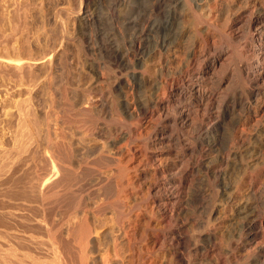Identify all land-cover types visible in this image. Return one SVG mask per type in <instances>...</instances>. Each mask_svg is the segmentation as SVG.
<instances>
[{
    "label": "bare ground",
    "instance_id": "1",
    "mask_svg": "<svg viewBox=\"0 0 264 264\" xmlns=\"http://www.w3.org/2000/svg\"><path fill=\"white\" fill-rule=\"evenodd\" d=\"M6 2L0 264H264V0Z\"/></svg>",
    "mask_w": 264,
    "mask_h": 264
},
{
    "label": "rangeland",
    "instance_id": "2",
    "mask_svg": "<svg viewBox=\"0 0 264 264\" xmlns=\"http://www.w3.org/2000/svg\"><path fill=\"white\" fill-rule=\"evenodd\" d=\"M15 1L16 0H7V2H6V5H7V8H9L8 10L11 12H9L10 13V15H13V12H14V10H15V6H16V3H15ZM19 2H24V0H18ZM53 3H52V2ZM72 1V2H71ZM26 2H30V0L29 1H25L24 2V4L26 3ZM35 2H37V3H35ZM75 2H77V0L75 1V0H31V3H26L27 5H29V12H28V14L29 15H34V16H39V14L41 13H39V9L40 8H42V10H43V13L44 14H47V18L49 19L48 20V22H47V27L50 29V27H52L53 26V24H54V21H55V17H54V11H55V9H53V8H56V6H63V7H66V5H67V7L69 8L70 6L72 7V6H74V3ZM9 3V4H8ZM58 3V4H57ZM14 4H15V6H14ZM57 4V5H56ZM32 5V6H31ZM49 5V6H48ZM54 5V6H53ZM24 6H26V5H24ZM48 6V7H47ZM23 7V6H22ZM21 7V8H22ZM28 7V6H27ZM27 7L26 8H22V10H20V11H24L25 9L28 11V9H27ZM31 7V8H30ZM35 7V8H34ZM44 8L46 9V10H44ZM49 8V9H48ZM34 9V10H33ZM48 10V11H47ZM13 11V12H12ZM40 11H41V9H40ZM26 12V11H25ZM30 12H32V13H34V14H32V13H30ZM37 12V13H36ZM51 13V15H49ZM9 15V14H8ZM51 20H52V22H51ZM49 23V24H48ZM50 25V26H49ZM19 26H21V25H19ZM18 26V27H19ZM22 28V27H21ZM6 32H9V30L8 31H6ZM16 36V37H15ZM14 37L15 38H17L19 35H15ZM1 38V37H0ZM1 40V39H0ZM15 40V39H14ZM32 41H33V39H32ZM32 44H34L32 47H34V49L36 48V44L35 43H32ZM0 81H1V77L3 78V70H4V66H1L2 64H1V61H4V59H3V57H2V55H0ZM2 59V60H1ZM57 59H58V56H57ZM36 60H38V59H36ZM36 60H31V61H29V65H27L28 66V68L30 67V69H31V67L33 68V69H39V67H40V64L41 63H39L38 61H36ZM3 68V69H2ZM4 73H5V71H4ZM2 75V76H1ZM2 82H0V97H2V96H4L5 95V93H6V91H5V87H3L2 85L3 84H1ZM3 92V93H2ZM35 92H36V94H37V96L39 97L40 96V90H35ZM2 94H4V95H2ZM38 97L35 99V101H36V105H38L37 107H38V109H39V112H41V113H43V109H42V106L41 105H39L40 104V100L38 101ZM2 112V111H1ZM1 112H0V114H1ZM1 126V125H0Z\"/></svg>",
    "mask_w": 264,
    "mask_h": 264
}]
</instances>
